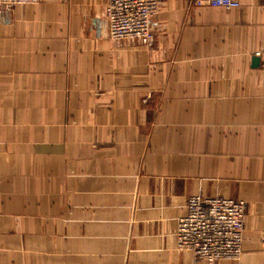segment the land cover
<instances>
[{"label":"crops","instance_id":"obj_1","mask_svg":"<svg viewBox=\"0 0 264 264\" xmlns=\"http://www.w3.org/2000/svg\"><path fill=\"white\" fill-rule=\"evenodd\" d=\"M162 0L148 41L107 0L0 7V264H206L176 247L192 195L246 204L264 264V0Z\"/></svg>","mask_w":264,"mask_h":264},{"label":"built area","instance_id":"obj_2","mask_svg":"<svg viewBox=\"0 0 264 264\" xmlns=\"http://www.w3.org/2000/svg\"><path fill=\"white\" fill-rule=\"evenodd\" d=\"M44 0H0V7L35 6ZM162 0H107L105 20L112 41H148L151 20ZM195 8L236 9L239 0H191ZM264 72V33L259 52ZM246 204L221 196L192 195L186 200L185 214L177 220L176 247L195 261L216 264L234 261L242 253Z\"/></svg>","mask_w":264,"mask_h":264},{"label":"water","instance_id":"obj_3","mask_svg":"<svg viewBox=\"0 0 264 264\" xmlns=\"http://www.w3.org/2000/svg\"><path fill=\"white\" fill-rule=\"evenodd\" d=\"M252 63H253V65H257L259 63V59L258 58L253 59L252 60Z\"/></svg>","mask_w":264,"mask_h":264}]
</instances>
